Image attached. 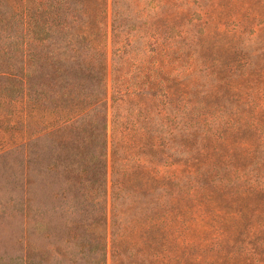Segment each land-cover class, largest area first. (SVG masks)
<instances>
[{"label":"trees","instance_id":"1","mask_svg":"<svg viewBox=\"0 0 264 264\" xmlns=\"http://www.w3.org/2000/svg\"><path fill=\"white\" fill-rule=\"evenodd\" d=\"M35 10L42 30L53 7ZM77 14L27 39L64 49L38 72L74 113L51 132L69 158L43 172L35 211L49 264H264V0ZM222 16L225 44L210 43Z\"/></svg>","mask_w":264,"mask_h":264},{"label":"rangeland","instance_id":"2","mask_svg":"<svg viewBox=\"0 0 264 264\" xmlns=\"http://www.w3.org/2000/svg\"><path fill=\"white\" fill-rule=\"evenodd\" d=\"M48 5L53 15L38 20L44 29L33 27L34 20L27 15ZM94 5L95 0H0V264H49L53 244L47 231L37 229L35 211L42 202V189L49 183L52 187V179L43 172L55 162L64 171L69 158L66 136L57 139L51 132L58 119L62 122L74 116L71 101L62 94L54 102L49 76L39 78L38 72L40 63L49 69L53 65L48 55L63 54L64 49L51 42L28 44V36L43 35L52 23L77 25L72 16L77 12L81 19L83 10L91 13ZM221 18V33L215 31L210 43L225 44L227 27ZM214 26L204 28L212 33ZM63 34L53 31L55 36ZM67 84L66 76L58 86L63 90ZM64 243L63 238L60 244Z\"/></svg>","mask_w":264,"mask_h":264}]
</instances>
